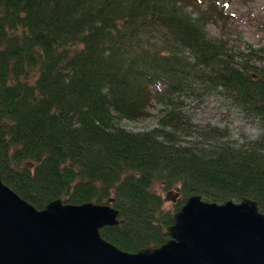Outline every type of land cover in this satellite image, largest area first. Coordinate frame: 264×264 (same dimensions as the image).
Listing matches in <instances>:
<instances>
[{"label": "trees", "instance_id": "obj_1", "mask_svg": "<svg viewBox=\"0 0 264 264\" xmlns=\"http://www.w3.org/2000/svg\"><path fill=\"white\" fill-rule=\"evenodd\" d=\"M212 12L191 0H0L3 184L38 211L110 205L119 225L100 236L132 254L166 245L192 197L264 215V135L232 141L185 115L187 100L219 94L264 129L262 53L209 37ZM154 104L156 129L122 128ZM156 185L178 190L172 210Z\"/></svg>", "mask_w": 264, "mask_h": 264}, {"label": "water", "instance_id": "obj_2", "mask_svg": "<svg viewBox=\"0 0 264 264\" xmlns=\"http://www.w3.org/2000/svg\"><path fill=\"white\" fill-rule=\"evenodd\" d=\"M186 202L166 245L132 254L100 236L119 225L110 205L57 201L38 211L0 179V264H264V215L254 203Z\"/></svg>", "mask_w": 264, "mask_h": 264}, {"label": "rangeland", "instance_id": "obj_3", "mask_svg": "<svg viewBox=\"0 0 264 264\" xmlns=\"http://www.w3.org/2000/svg\"><path fill=\"white\" fill-rule=\"evenodd\" d=\"M191 3L200 10L215 11L206 24L209 37L225 41L232 54L239 55L248 49L260 51L262 56L255 62L258 66L264 65V0H191ZM185 108V115L194 125L226 130L232 141H255L264 135L263 125L258 119L219 94L210 96L204 102L187 100ZM160 109L154 104L149 109L148 118L137 122L121 121V126L128 132H150L157 128ZM175 191H164L160 185L155 186V192L165 200L166 210H172L174 203L166 202V199L169 193L170 198H174Z\"/></svg>", "mask_w": 264, "mask_h": 264}]
</instances>
